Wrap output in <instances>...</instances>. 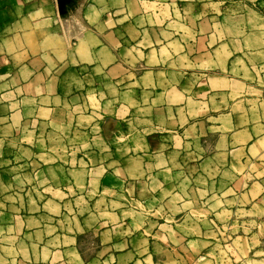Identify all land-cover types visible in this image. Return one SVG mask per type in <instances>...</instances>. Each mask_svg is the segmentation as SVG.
<instances>
[{"label":"crops","instance_id":"obj_1","mask_svg":"<svg viewBox=\"0 0 264 264\" xmlns=\"http://www.w3.org/2000/svg\"><path fill=\"white\" fill-rule=\"evenodd\" d=\"M189 1L0 0V264H200L206 245L157 234H178L168 217L201 233L248 195L264 96L191 48ZM29 23L63 43L28 47Z\"/></svg>","mask_w":264,"mask_h":264},{"label":"rangeland","instance_id":"obj_2","mask_svg":"<svg viewBox=\"0 0 264 264\" xmlns=\"http://www.w3.org/2000/svg\"><path fill=\"white\" fill-rule=\"evenodd\" d=\"M189 2L182 8V15H186L185 23L189 25V31L194 30L202 36L201 43L191 48L213 47L221 64L227 58H235L231 60L233 65L230 72L235 74V78L247 80L246 83H250L253 87V95L264 96V0H190ZM58 10L60 12L62 8ZM169 10L160 8L156 9V12L158 15H165V11L169 12ZM174 12L171 15L179 17L178 10ZM35 28L34 23H29L28 38L21 41L28 47L38 45L48 49L54 44L63 43L60 39H52L51 36L43 40L32 39L30 35H34ZM38 30L44 32L46 36L49 25L44 23L43 28ZM16 42L20 41H12V45ZM230 53H235V57H229ZM126 166L125 170L130 174L133 163L129 162ZM252 168L251 178L255 184L248 186L237 182L235 185L237 193L246 188L248 195L244 199L235 198V204H231L233 202L231 198V203L221 204V209L217 212L218 217L214 221L208 218L203 220L201 233L193 234L197 233V230L192 229V227L197 229V223L189 224L188 219L184 220L188 222L186 224L188 227H184L182 224L178 226L181 221L170 217L166 221L162 218H154L153 220L159 222L178 223L177 228L174 229L178 234H174L171 229L162 230L163 235L157 234L161 237V241L163 240L162 244L206 245L198 255L200 264H264V165L260 168ZM245 181L249 183L247 178ZM130 203H127L128 206L132 208L136 206L134 208L137 210L147 209L137 203ZM182 206L173 202L172 209L179 211L178 209L185 208V204ZM112 207L114 205L108 204V209ZM93 221L92 218H87V224ZM97 237L90 230L87 232L84 245H95L94 241ZM107 237H110V234ZM195 238H200L199 242H196ZM157 239L159 240V237Z\"/></svg>","mask_w":264,"mask_h":264},{"label":"water","instance_id":"obj_3","mask_svg":"<svg viewBox=\"0 0 264 264\" xmlns=\"http://www.w3.org/2000/svg\"><path fill=\"white\" fill-rule=\"evenodd\" d=\"M65 2V0H57V3L59 5V7H61L63 5V3Z\"/></svg>","mask_w":264,"mask_h":264}]
</instances>
